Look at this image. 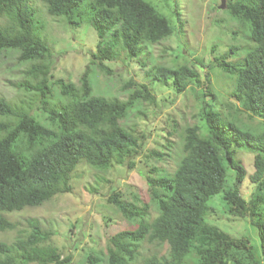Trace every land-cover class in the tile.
Instances as JSON below:
<instances>
[{"label":"trees","instance_id":"obj_1","mask_svg":"<svg viewBox=\"0 0 264 264\" xmlns=\"http://www.w3.org/2000/svg\"><path fill=\"white\" fill-rule=\"evenodd\" d=\"M38 1L47 14L63 17L73 27L89 24L97 43L77 83L61 77L50 82L52 51L35 33L36 9L30 0H0V56L15 50L18 61L28 64L24 73L33 83L18 86L36 95L45 114L42 121L0 95V233L16 229L5 213L70 193L80 163L102 171L114 164L133 167L143 142L126 126V119L142 103H154L155 97L147 83L133 79L124 83L125 99L97 95L90 65L108 73L101 60L137 58L145 43L157 44L174 31L172 21L147 0ZM225 5L229 17L248 33L251 45L243 48L231 41L225 51L214 54L215 66L232 82L224 112L215 108L218 96L211 75L201 76L197 63L157 64L147 71L151 82L171 86L175 93L189 86L200 89V125L187 126L181 134L172 174L154 166L147 169L149 200H135L139 205L121 199L118 192L108 196L123 217L136 221L134 228L108 238V264H131L144 240L165 243L168 250L144 257L141 264H264V0H227ZM55 86L60 98L53 100ZM252 118L259 124H251ZM236 147L253 152L250 179L255 189L247 200L239 191L246 168ZM148 156L163 154L153 150ZM216 194L226 218L249 220L257 243L246 232L232 236L208 221L216 211L208 200ZM148 201L156 207L151 220L146 219ZM26 221V232L10 242L0 240V264H72L71 254L62 255L50 245L51 230L43 229L37 219ZM100 260L90 253L80 264Z\"/></svg>","mask_w":264,"mask_h":264},{"label":"rangeland","instance_id":"obj_2","mask_svg":"<svg viewBox=\"0 0 264 264\" xmlns=\"http://www.w3.org/2000/svg\"><path fill=\"white\" fill-rule=\"evenodd\" d=\"M86 1V0H85ZM84 1V2H85ZM174 26L173 33L157 44H144V50L137 58L117 57L113 60H101L109 69L108 73L91 64V86L93 93L107 98L125 99L127 90L124 83L129 79L147 83L155 97L152 104L142 103L127 119L126 126H131L133 133L142 139L140 153L133 158V167L112 165L102 171L80 163L72 178V191L59 194L39 206L25 207L19 211L5 213L16 224V229L0 233V240L10 242L19 233L28 230L27 219L40 221L43 229L52 231L49 243L58 248L62 255L71 254L72 264H80L86 255L96 253L101 257L98 264H108L105 247L108 238L123 229L134 228L136 221L128 220L107 201L110 194L118 192L121 199L135 201L148 199L145 180L147 169L154 166L160 172L172 174L177 166L180 154L181 134L187 126L200 125L201 91L189 86L184 92L175 93L171 86L151 82L147 71L157 64L181 65L197 63L201 76L211 75V87L218 96L215 108L224 112L223 103L232 87V82L215 66L214 54L227 49L231 41L250 46L246 31L232 18L224 8L227 0H147ZM37 11L35 33L52 51V77H58L77 83L85 69L91 54L95 51L97 36L94 29L82 22L73 27L63 17L47 14L44 5L38 0H30ZM84 5V3H83ZM224 9V10H221ZM85 10L81 8L80 16ZM39 21V22H38ZM37 22V23H36ZM42 24L40 29L37 27ZM40 26V25H39ZM245 29V28H244ZM236 34H233V32ZM213 48V49H212ZM18 52L9 50L0 56V95L11 103L29 109L37 118L44 121L36 95L19 87L25 81L33 83L25 75L27 63L17 59ZM203 65V66H202ZM53 100L59 97L57 86L53 89ZM29 107V108H28ZM257 118L250 119L257 124ZM237 155L243 160L246 177L240 184V194L246 200L255 189L250 175L254 171L253 152L243 147H236ZM163 154L161 158L149 157L150 151ZM229 179V177H228ZM214 195L208 204L216 209L208 221L232 236L245 235L252 243L258 242L257 232L248 219L226 218L223 204ZM149 200V199H148ZM140 205L138 201H135ZM149 202V201H148ZM149 218L156 215V207L149 202ZM131 264H141L142 259L151 254H164L168 250L165 243L141 241ZM36 264V263H29Z\"/></svg>","mask_w":264,"mask_h":264},{"label":"water","instance_id":"obj_3","mask_svg":"<svg viewBox=\"0 0 264 264\" xmlns=\"http://www.w3.org/2000/svg\"><path fill=\"white\" fill-rule=\"evenodd\" d=\"M223 3H224L223 0H221V5H220V7H223V6H222Z\"/></svg>","mask_w":264,"mask_h":264},{"label":"clouds","instance_id":"obj_4","mask_svg":"<svg viewBox=\"0 0 264 264\" xmlns=\"http://www.w3.org/2000/svg\"><path fill=\"white\" fill-rule=\"evenodd\" d=\"M2 233V232H1Z\"/></svg>","mask_w":264,"mask_h":264}]
</instances>
